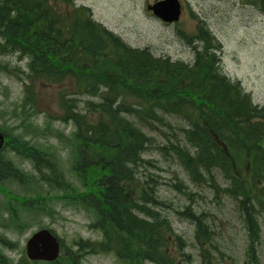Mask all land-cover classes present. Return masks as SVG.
Listing matches in <instances>:
<instances>
[{"label":"trees","instance_id":"1","mask_svg":"<svg viewBox=\"0 0 264 264\" xmlns=\"http://www.w3.org/2000/svg\"><path fill=\"white\" fill-rule=\"evenodd\" d=\"M183 36L195 50L191 62L128 45L74 0H0V55L24 60L22 66L0 60V72L23 86L21 102L10 109L18 123L6 129L0 111L6 139L0 149V246L15 248L5 232H22L59 205L80 211L101 237H78L75 249L60 238L61 255L42 263L80 264L92 252L112 253L121 264H193L163 211L150 170L157 165L143 156L155 146L175 158L191 181L233 201L246 228V260L260 264L264 105L222 71L221 44L204 25ZM46 85H58L56 113L40 106ZM165 114L186 125L173 141L154 144L142 125L171 126ZM55 121L70 124V131ZM178 213L194 224V238L210 263L206 215L190 205ZM0 264H13L1 249ZM15 264L41 261L21 257Z\"/></svg>","mask_w":264,"mask_h":264},{"label":"rangeland","instance_id":"2","mask_svg":"<svg viewBox=\"0 0 264 264\" xmlns=\"http://www.w3.org/2000/svg\"><path fill=\"white\" fill-rule=\"evenodd\" d=\"M154 1L74 0L76 4L91 8L93 18L118 34L128 45L148 48L156 56H168L186 62L192 61L195 50L183 35H193L198 24L204 25L221 44L219 53L222 71L232 80L239 81L254 103L264 105V5L260 0H180V18L170 24L162 22L146 9V4ZM0 60L12 66L24 65V60L17 55H0ZM22 87L21 81L13 75L0 72V111L5 114L6 129L18 123L19 119L13 118L10 109L21 102ZM57 89L58 85H46L42 89L39 97L42 109L56 113L53 109H58V100H55ZM80 97L87 98V95L82 94ZM164 119L171 126L157 122L149 126L142 125L143 130L154 137V144L165 143L167 139L173 141L174 132L186 125V121L178 115L165 114ZM35 121L42 123V112ZM54 125L65 133L71 129L67 123L55 121ZM163 133L168 135L164 136ZM64 151L62 149V153ZM143 156L152 158L157 165L150 170L157 184V193L166 203L163 211L174 230L184 238L185 249L191 253L193 264H249L245 256L246 228L233 201L225 196L214 195L205 184L191 181L175 158L164 157L155 146L146 150ZM17 161L28 167L26 162ZM186 205H190L197 213L203 212L207 217L212 239L204 246L209 248L210 263L202 256L194 238V224L186 214L178 213L184 211ZM55 209L56 213L38 217L20 233L8 232L6 236L16 241V248H2L3 256L13 264L25 256V241L39 227L55 230L67 245H71L78 237L100 239V232L88 227V220L80 211L59 205ZM259 222L262 232L256 252L260 264H264V225L261 218ZM79 263L121 264L112 253L92 252L82 255Z\"/></svg>","mask_w":264,"mask_h":264},{"label":"water","instance_id":"3","mask_svg":"<svg viewBox=\"0 0 264 264\" xmlns=\"http://www.w3.org/2000/svg\"><path fill=\"white\" fill-rule=\"evenodd\" d=\"M146 7L165 22L178 20L181 13L179 0H157L153 4H147ZM3 142L4 135L0 131V147ZM59 251V239L48 228L34 231L25 243V254L30 260L54 261L57 259Z\"/></svg>","mask_w":264,"mask_h":264}]
</instances>
